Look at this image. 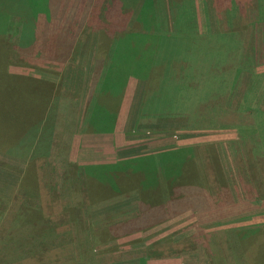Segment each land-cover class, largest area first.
<instances>
[{"label":"rangeland","instance_id":"obj_1","mask_svg":"<svg viewBox=\"0 0 264 264\" xmlns=\"http://www.w3.org/2000/svg\"><path fill=\"white\" fill-rule=\"evenodd\" d=\"M8 1L17 2L0 0V26L9 16ZM83 1L85 31L80 32L62 76L52 78L59 90L37 86L40 79L17 73L31 69L44 77H57L52 73H59L62 65L13 62L7 68L20 77L14 78L4 73L0 56V240L13 236L24 242L20 248L0 246V264H34V259L18 262L34 256L52 259L43 264H257L249 256L247 241L264 229V0H149L154 7L148 13L152 14L149 25L139 20L145 0ZM11 4L14 9L20 6ZM62 13H53L50 23L62 25ZM48 18L43 16L38 26L44 28ZM9 21L13 37L20 21L11 16ZM78 26L77 16L72 32ZM131 34L139 43L147 35L158 38L142 45L145 51L156 52L152 59L137 58L132 68L118 69L126 80L132 73L143 83L133 112L135 125L124 128L123 138L106 152L114 160L73 167L72 136L84 131L74 127L73 117L80 100L83 104L88 97L86 62L104 58V64L91 69L94 75L103 72L104 65H110L105 55L118 39ZM100 43L105 45L102 50ZM54 95L59 103L49 107L37 138L29 132L25 138L30 141L18 146L16 142L28 130L22 128L40 126V101L43 105L46 98L48 105ZM102 95L101 86L93 96ZM36 101L37 107H31ZM93 116L89 111L85 114L89 124ZM214 157L225 187L216 182L217 170L210 162ZM117 164L121 167L115 171L89 169ZM156 164L165 167L161 170L165 178L166 172L182 170L184 182H195L200 169L207 179L205 189L196 192L193 186H182L183 191L193 190L190 200L165 195L163 223L121 236L120 225L136 210L137 189L110 197L113 191L105 192L101 183L112 190L126 189L129 182L123 186L120 180L132 171L123 169L131 165L146 169L155 165V169ZM32 180L40 187L41 208L51 217L48 221H59L64 205L80 206L81 233L79 239L73 237L74 244L72 239L66 246L55 243L50 252L51 247L30 240V231L14 232L25 230L19 223L11 226L14 211L35 202L36 196L30 197ZM174 184L170 181L168 186ZM113 228L111 236L94 237ZM259 236L264 243V233Z\"/></svg>","mask_w":264,"mask_h":264},{"label":"trees","instance_id":"obj_2","mask_svg":"<svg viewBox=\"0 0 264 264\" xmlns=\"http://www.w3.org/2000/svg\"><path fill=\"white\" fill-rule=\"evenodd\" d=\"M5 1V0H1ZM17 2H11L19 4L16 9H14L13 4L8 1V7L10 10H6V14L11 16L12 19H17L20 21L21 29L18 35L10 39V46H7L5 43V47H3V41L6 36H3L0 34V56L3 59V65L2 69L4 73L9 77L14 78H20L17 76H14V74H8V64L9 62L16 64H27L26 60H28L29 56H31L32 52L34 50L40 49L39 54L43 57V60L48 59L51 61V50L58 56L59 60L63 62L64 64L68 61L70 62L72 60V56L75 52V48H77L79 43V37H81V31H85V12L81 10L83 8V0H76L69 4L67 1L64 0H16ZM62 2V3H61ZM61 3V4H60ZM153 3H151L149 0H145V4L139 13V20L141 23L149 25L152 21V14H148L153 9ZM62 10V25L58 24H52L50 23L51 20L55 17L53 13ZM81 10V13H80ZM8 19L4 22H8ZM49 17L48 19H44V28H43V37L38 39H34V37L38 36V30L37 26L39 22L41 21L42 17ZM79 17V26L75 33V31L72 32L71 25L74 22V19L76 17ZM50 19V20H49ZM49 20V22H48ZM11 21H9L10 23ZM3 23V24H4ZM2 24V25H3ZM43 24V23H42ZM54 26L55 30L52 33H49V28L47 30V26ZM1 28V27H0ZM1 31V29H0ZM50 34L53 35L52 40L50 39ZM131 37V40L129 39ZM158 38L146 36L143 38V42L139 43L137 37L136 40H134V35H126L122 38L118 39L116 43L111 47L110 51L108 52V59L112 62H118V61H130L133 60L137 62V58H142L140 61H145L148 58H151L152 54H156L155 51H145L142 48V45L146 43H155ZM130 40V41H129ZM33 41H36V48L32 47ZM155 41V42H152ZM50 42H52L53 46L50 47ZM166 42V41H165ZM101 47H105V45L100 43V49ZM146 47V46H145ZM102 50V49H101ZM100 53V52H99ZM101 56V55H100ZM103 56V55H102ZM166 56V55H164ZM31 58V57H30ZM104 59V58H103ZM102 59V60H103ZM152 59V58H151ZM9 61V62H8ZM41 62V61H39ZM63 63H60L63 65ZM41 64V63H40ZM99 63H97L98 65ZM102 64V63H101ZM104 64V63H103ZM105 69L103 70V74L101 76L100 81V87H103V95H108L106 97H115L112 92L115 91V86L121 87L124 86L126 82V76L124 77L122 73L118 72V69L123 67V70L129 68V64L124 63H113L109 66H105ZM102 82V83H101ZM51 85L53 88H58L59 90V84H50L45 81H40V83L37 86H46ZM36 86V87H37ZM35 87V88H36ZM99 88V85H98ZM93 89V88H92ZM33 91H36V89H32ZM51 101L48 105H45V103H48V99L46 98L42 101L44 102L43 106L40 101V114L42 113L41 117H37L40 126L28 128H22V129H28L26 133L22 134L19 140L16 142L18 146L21 144H24L25 141H30V139H26L25 136L30 132L34 138H37L40 129L42 128L47 122V119H45V115L48 116V109L49 107H56V105L59 103V98L54 95V97L51 96ZM46 100V102H45ZM37 107V101L31 105V107ZM93 108V109H92ZM92 115H94L91 119V123L89 124V120H84L82 124V128L84 129V132L86 133H111L113 131V123L116 116L117 108L115 107L114 112L109 115V112H103L104 107L100 105H93L92 107ZM88 116V114H87ZM49 117V116H48ZM108 123V125H102L103 123ZM21 129V130H22ZM64 133V131H63ZM35 140V139H34ZM33 140V141H34ZM195 151L197 149H194ZM181 151V150H178ZM190 155L194 153L193 149L188 151ZM196 153V152H195ZM195 158L196 154L194 155ZM211 165H214V168L217 170L216 172V182L220 186L225 187V180L223 178L222 173L219 172V162L217 164L216 157L210 159ZM76 166L73 164V167ZM138 167H134L131 165L128 168H125L123 170H129L131 173H127V177L123 175V179L120 180L121 184L125 186L127 181L129 182L127 184L126 189H114L110 188L111 185L106 184L103 185L101 183V186L103 189H105V192L113 191L111 193V196H122L125 193L131 192L133 189H137L136 198L138 199V203L136 206V210L134 214L131 216L132 218L124 221L120 227L123 228L124 232L121 236H129L132 234H138L146 232L147 230L153 228L154 226H157L161 223H163L166 219L161 217L162 213L161 210L165 208L164 201H165V195L168 196L169 199H175L179 197H184L185 199H193L191 196L192 189H187L183 191L182 186H193L194 190L197 192L203 191L204 183L207 179H204L201 174V170L199 169V173H197V179L195 182H184L183 180V172L182 170L178 171L175 170V172H171L168 174L166 172L167 178L162 176V171L164 166H160L156 164V168H154L155 165H153L151 168H142L139 165ZM78 167V166H77ZM121 166L114 165V166H103V167H88L89 169H109V170H119ZM207 168V167H206ZM205 169V168H204ZM141 170L143 172H141ZM155 171H159L160 173H154ZM131 174V175H130ZM144 180H143V175ZM138 175V176H137ZM147 175H152L153 178H147ZM117 176V173L114 175V178ZM109 179V177H108ZM117 179V178H116ZM154 179V180H153ZM173 181L175 182L174 185L168 186L169 182ZM117 182V181H116ZM112 184V183H111ZM31 193L34 195L30 197H35V202L32 204L26 203V205H23L20 210L16 209L13 213L14 218L12 219L11 226L15 223H19L20 228H25L24 231H15L14 232H25L30 231L31 237L30 240H34V242H37L38 244L43 245L44 248L51 247L50 252L52 251V246L55 243H59L63 246L68 245V242L71 241L74 244V239H79L80 233H81V226H80V206L78 204H72V205H64L66 206L62 213H59V216H62L61 219L57 222H54L52 220L48 221V218H51L49 215H44V211L41 208V199L39 197V185L37 182L32 180L29 182ZM132 188V189H131ZM128 189V190H127ZM123 190V191H122ZM130 190V191H129ZM94 197V196H93ZM54 215V212L52 213ZM51 215V214H50ZM1 216V213H0ZM66 218V219H65ZM156 218H159L155 221ZM65 219V220H64ZM1 222V221H0ZM15 222V223H14ZM263 234L264 229H261ZM113 229L105 230L97 235H94L95 238H105L106 236H111ZM260 231V230H257ZM261 234H256L253 236L251 240H248L247 242L251 245L249 249V256L250 258H253L257 264H264V247L261 248L262 239L263 237L259 236ZM24 245V242L22 238L20 237H13L8 236L7 238H4V241L2 242L0 240V246H13V247H22ZM261 248V249H260ZM259 250V251H258ZM53 255L52 257H54ZM46 258V257H45ZM34 259L37 261V263L34 264H43L46 260H52L51 258L43 259L42 257L34 256L29 258H19L18 262L23 263L24 261Z\"/></svg>","mask_w":264,"mask_h":264},{"label":"crops","instance_id":"obj_3","mask_svg":"<svg viewBox=\"0 0 264 264\" xmlns=\"http://www.w3.org/2000/svg\"><path fill=\"white\" fill-rule=\"evenodd\" d=\"M9 22L4 23L2 26H0L1 31L0 34H2L3 36H6V38H4L3 41V47H5V43L7 46H10V39L15 37L16 35L19 34L20 29H21V24L18 25V29H17V34L15 36H11V25H9ZM38 30V36L34 37V39H38L40 40V38L43 37V27L41 28L40 26L36 27ZM48 30V29H47ZM55 30L54 26H50L49 27V33L53 34V31ZM50 34V39L52 40L53 35ZM36 41H33L32 43V47L36 48ZM53 44L52 42H50V47L52 48ZM40 49H35L34 52H32L31 56H29L28 60H26L27 64H40L44 62L46 64H60L63 63L59 60L58 56L51 50V61H49L48 59L43 60V57L39 54ZM31 57V58H30ZM91 58V57H90ZM105 59L103 60H99L96 61V58L93 57L91 59H89V61L86 62L87 70L90 68V70H88L86 72L87 76L89 74V79L86 76V79L89 80L88 82V97L86 95L85 100L82 101L80 100V106L78 107V109L76 108V112H77V116L75 115L73 118L74 119V127H76L77 129H82V124L84 122L85 119V114L89 111L92 112L91 110L93 109V105L95 104L96 101H98V103H96L97 105H100L104 108L103 112H107L109 111V114L111 115L112 112H114L115 107L117 108L116 111V116H115V120L113 123V131L111 133H97V134H93V133H86L82 130H80L81 132H76L75 134H73L72 136V140H71V145H70V152H69V156H70V162L73 164H76L78 166H91V165H101V164H107L108 162H111V160H114V157L112 158L110 156V158H108V155L106 154L107 151H110L109 148L113 147L114 142L117 143V141L119 140V138H123V132H124V128H131L134 127L135 125V117L133 116V112L135 110L134 107H138L139 101H140V96L141 93L143 91L142 85L143 84L142 81H139V77L138 76H134L132 73H130L127 77V80L124 84V86L121 87H117L115 86V91L112 92V94L115 95V97H106L108 95H102L101 98H98L97 96L94 97L93 94L97 92L98 90V85L100 88V81H101V76L103 74V72H99L98 75L93 73V71L91 72V69L94 67V65H97V63L99 64H103L105 61ZM109 60V59H108ZM41 61V62H39ZM9 62V61H8ZM110 64L113 63H124V64H129V67L132 68L133 67V63L136 64V60H130V61H118V62H112L110 61ZM79 63V59L77 61H75V64ZM11 64V62H9V65ZM69 64V61L67 63H63L60 64L61 66V70L59 73H52L57 75L56 76H49V77H44L42 74L40 73H36V72H32L33 70L31 69H25L28 71H21L20 73H17L18 76H23V77H31V78H35V79H40L39 81H49L52 84H57L58 81L54 82V79L59 80V78L62 76L63 74V70L65 69V66ZM91 66V67H90ZM8 69V74H14L12 73V71ZM74 69V68H73ZM91 72V73H90ZM16 74V75H17ZM98 77H97V76ZM54 78V79H52ZM85 78V77H84ZM92 78V79H91ZM95 79V82L93 83V89L91 87V80ZM52 80V81H51ZM97 81H99V83H97ZM97 85V87H96ZM97 88V89H96ZM106 99V101H105ZM114 101V102H113ZM110 107H112L110 109ZM92 108V109H91ZM41 109V107H40ZM89 115V114H88ZM87 116V115H86ZM103 125V124H102ZM108 125V124H107Z\"/></svg>","mask_w":264,"mask_h":264}]
</instances>
